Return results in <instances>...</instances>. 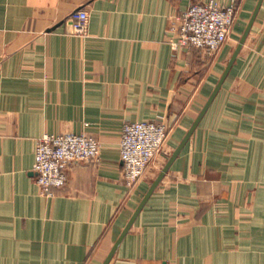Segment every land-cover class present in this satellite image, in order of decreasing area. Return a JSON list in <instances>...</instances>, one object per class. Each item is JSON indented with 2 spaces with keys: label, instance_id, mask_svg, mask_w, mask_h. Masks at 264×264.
Masks as SVG:
<instances>
[{
  "label": "crops",
  "instance_id": "1",
  "mask_svg": "<svg viewBox=\"0 0 264 264\" xmlns=\"http://www.w3.org/2000/svg\"><path fill=\"white\" fill-rule=\"evenodd\" d=\"M209 2L237 8L229 41L175 49L182 15ZM259 2L0 0V264H264V0L200 118ZM80 9L87 36L71 33ZM145 121L170 135L129 188L122 130ZM68 133L100 157L43 194L38 141Z\"/></svg>",
  "mask_w": 264,
  "mask_h": 264
},
{
  "label": "built area",
  "instance_id": "2",
  "mask_svg": "<svg viewBox=\"0 0 264 264\" xmlns=\"http://www.w3.org/2000/svg\"><path fill=\"white\" fill-rule=\"evenodd\" d=\"M238 10L222 7L214 2L193 3L180 18L175 49L198 47L206 55L214 56L229 41ZM89 13L80 9L71 15L72 34L87 36ZM167 125L155 122H129L122 130L121 159L124 165L123 181L135 188L144 178L152 161L161 154L168 142ZM100 144L93 137L77 134L45 135L37 144L34 173L42 193L51 195L52 189L67 185L66 168L71 163L98 161Z\"/></svg>",
  "mask_w": 264,
  "mask_h": 264
},
{
  "label": "water",
  "instance_id": "3",
  "mask_svg": "<svg viewBox=\"0 0 264 264\" xmlns=\"http://www.w3.org/2000/svg\"><path fill=\"white\" fill-rule=\"evenodd\" d=\"M262 3H263V0H260L259 5H258V7H257V9H256V11H255V14H254L253 18H252V21H251V23H250V25H249V27H248V29H247V31H246L244 37L242 38L240 44L238 45V47H237V49H236V51H235V53H234V55H233V57H232V59H231V61H230L229 66H228V68H227V71H226L225 75H224L223 78H222V81L219 83V85H218V87H217V89H216V91H215L213 97L211 98L210 102L208 103L207 107H206L205 110L203 111V113H202V115H201L200 118H202L203 115L206 113V111H207L208 107L210 106L212 100L215 98L216 94H217L218 91L220 90V88H221V86H222L224 80L226 79V77H227L228 73L230 72V70H231L233 64L235 63V61H236V59H237V57H238V55H239V53H240V51H241V49H242V47H243V45H244V43H245L247 37H248V34H249V32H250V30H251V28H252V25H253V23H254V20H255V18H256V16H257L258 12H259V9H260ZM199 120H200V119H199ZM167 169H168V168H167ZM167 169H165V171H164L163 173H161V175L159 176L158 180H157V181L155 182V184L153 185V188L151 189L149 195L153 192L154 188L159 184V182H160L161 179L163 178L165 172H167ZM143 205H144V203L141 205V207H140V209L138 210L137 214L140 212V210H141V208L143 207ZM137 214H136V215H137ZM136 215H135V216H136ZM129 228H130V227H128V229L126 230V232L129 230ZM113 254H114V253H112V255L109 257V259H108V261H107L106 264H108L109 261L112 259Z\"/></svg>",
  "mask_w": 264,
  "mask_h": 264
},
{
  "label": "rangeland",
  "instance_id": "4",
  "mask_svg": "<svg viewBox=\"0 0 264 264\" xmlns=\"http://www.w3.org/2000/svg\"><path fill=\"white\" fill-rule=\"evenodd\" d=\"M222 48H223V47H222ZM218 52H220V51H218ZM216 54H217V53H216ZM214 56H215V55H214ZM212 57H213V56H212ZM169 135H170V134H169ZM165 148H166V147H165ZM164 151H165V149H164ZM164 151H163V152H164ZM163 152H162V153H163ZM162 153H161V154H162ZM161 154H159V155L155 158V160L152 161V164H151L150 167L148 168V170H147L145 176L147 175V173H148V171L151 169V167L156 163L157 158H158ZM145 176H144V178H145Z\"/></svg>",
  "mask_w": 264,
  "mask_h": 264
}]
</instances>
